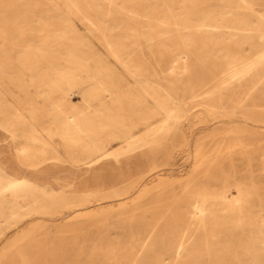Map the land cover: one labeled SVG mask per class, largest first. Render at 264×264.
Returning a JSON list of instances; mask_svg holds the SVG:
<instances>
[{
	"label": "rangeland",
	"instance_id": "374dc122",
	"mask_svg": "<svg viewBox=\"0 0 264 264\" xmlns=\"http://www.w3.org/2000/svg\"><path fill=\"white\" fill-rule=\"evenodd\" d=\"M93 6L0 0V264H264V0Z\"/></svg>",
	"mask_w": 264,
	"mask_h": 264
},
{
	"label": "bare ground",
	"instance_id": "6f19581e",
	"mask_svg": "<svg viewBox=\"0 0 264 264\" xmlns=\"http://www.w3.org/2000/svg\"><path fill=\"white\" fill-rule=\"evenodd\" d=\"M64 1V3L68 6L69 4H74V7H75V9L77 10V12L79 13V14H82V15H84V17H86L85 19L86 20H88L87 18H90L91 16H90V13H89V9H90V7L91 8H93L94 6H93V0H90V2H89V0H86V1H88L89 2V4L86 6V7H84L83 5H85L84 3L83 4H80V0H63ZM112 1V0H111ZM79 2V3H78ZM87 4V3H86ZM64 7V6H63ZM175 7V6H174ZM95 8V7H94ZM93 8V9H94ZM67 10V9H66ZM95 10V9H94ZM142 10V9H141ZM140 10V11H141ZM157 10V9H156ZM160 12V11H159ZM96 13V12H95ZM90 16V17H89ZM96 16V15H95ZM97 17V16H96ZM142 17V16H141ZM156 17V16H155ZM94 20V19H93ZM173 21V20H172ZM201 21L203 22V25H209L208 24V22H207V20H206V16H203L202 15V17H201ZM88 22V21H87ZM96 22H98V21H96ZM174 22V21H173ZM99 23V22H98ZM100 24V23H99ZM210 25H213V26H216V23H214V24H210ZM99 26V25H98ZM155 26V25H154ZM153 26V27H154ZM156 26H157V24H156ZM177 26V25H176ZM156 28V27H155ZM177 28V27H176ZM150 30H152V29H150ZM177 30H178V28H177ZM172 32V31H171ZM155 33V32H154ZM156 34V33H155ZM179 34V33H178ZM177 35V34H176ZM119 36V35H118ZM149 36V35H148ZM152 36V35H151ZM151 36H149V37H151ZM154 36H156V35H154ZM226 36V35H225ZM240 36V35H239ZM174 37H176V36H174ZM193 37V36H192ZM232 37V36H231ZM121 38V37H120ZM233 38V37H232ZM236 38V37H235ZM238 38V37H237ZM234 39V38H233ZM250 39H252V38H250ZM191 40H192V38H191ZM235 40V39H234ZM234 40H232V41H234ZM247 40H249V39H247ZM181 41V40H180ZM193 41V40H192ZM166 42H168V41H166ZM165 42V43H166ZM170 42V41H169ZM181 43V42H180ZM182 44H183V42H182ZM189 44H191V43H189ZM172 45V44H171ZM259 45H261V44H259ZM124 46H126V47H128V46H130L128 43H126ZM177 47H179V46H177ZM122 48V47H121ZM195 48V47H194ZM217 48V47H216ZM263 48H264V46H263ZM167 49V48H166ZM174 50V49H173ZM177 50V49H176ZM175 51V50H174ZM183 51V50H182ZM185 52V51H184ZM201 52V51H200ZM207 53V52H206ZM206 53H205V55H206ZM191 54V53H190ZM189 54V55H190ZM263 54H264V52H263ZM183 55H185V54H183ZM201 55H203V54H201ZM206 56H208V55H206ZM231 56V55H230ZM229 56V57H230ZM185 57H187V56H185ZM184 57V58H185ZM255 57V56H254ZM177 59H179V58H177ZM255 59H257V58H255ZM255 59H250V60H247L245 57L244 58H241L239 61H237V62H235V64H234V69L237 67V68H247V67H249V70L248 71H251V69H253L252 67L254 66V64H256L257 65V60H255ZM228 60V59H227ZM260 60V59H259ZM182 61H184V59H182ZM185 63H187L186 62V60L184 61ZM209 62V61H208ZM223 62V61H222ZM189 64H192L191 62H189ZM189 64H186V65H189ZM193 65V64H192ZM191 65V66H192ZM223 65V64H222ZM261 65H263V63L261 64ZM190 66V65H189ZM224 66V65H223ZM260 66V65H259ZM261 67V66H260ZM187 68V67H186ZM198 68V67H197ZM236 68V69H237ZM244 68H243V70H244ZM53 69V68H52ZM218 69V68H217ZM231 69H232V67L230 66V65H227V66H225V67H223L221 70H222V72H224L223 74H225L227 77H226V79H225V81L224 82H227L228 80L230 81V82H236L237 84H238V86L239 85H241V87L243 86L244 87V89L247 87V85H248V83H247V79H249V78H247V71L246 72H244V73H241V74H243V75H240V72L242 71H239V73H237L236 72V74H233V73H235V72H231ZM233 69V70H234ZM261 69V68H260ZM264 69V68H263ZM191 70V69H190ZM192 70H193V68H192ZM200 70V69H199ZM255 70H257V69H255ZM53 71H54V69H53ZM197 71V70H196ZM238 71V70H237ZM193 72V71H192ZM195 72V71H194ZM197 72H199V71H197ZM197 72H195L196 74H198ZM221 72V73H222ZM253 73H255L254 72V70L252 71ZM258 73V72H257ZM223 74L221 75V76H223ZM240 75V77H239V75ZM261 74V73H260ZM259 74V76L260 77H262L261 75ZM264 74V73H263ZM238 75V77H236ZM250 75H251V73H250ZM255 75V74H254ZM253 75V76H254ZM197 76V75H196ZM212 76L213 75H211V78H212ZM258 76V77H259ZM198 77V76H197ZM201 77V76H200ZM205 77V76H204ZM236 77V78H235ZM241 77H243V79H241ZM38 78V77H37ZM78 78V77H77ZM202 78V77H201ZM210 78V77H209ZM208 78V79H209ZM225 78V77H224ZM252 78H254V77H252ZM39 79V78H38ZM215 79V78H214ZM214 79L212 80V81H214ZM237 79H241V81L240 82H237ZM255 79H257L258 80V82L257 83H259V79L258 78H256L255 77ZM264 79V78H263ZM18 80V79H17ZM206 80H207V78H206ZM217 80V79H216ZM252 80V79H251ZM250 80V81H251ZM254 80V79H253ZM253 80H252V83H253ZM202 81V80H201ZM256 81V80H255ZM261 81V80H260ZM66 82V81H65ZM198 82V81H197ZM219 82V81H218ZM222 82H223V80H222ZM222 82H220L222 85H224ZM230 82H228V83H230ZM262 82H263V84H264V80H262ZM208 83H210V82H208ZM214 83V82H213ZM257 83H255V84H257ZM261 83V82H260ZM192 84H193V82H192ZM205 84H206V82H205ZM211 84V83H210ZM262 84V83H261ZM226 85V84H225ZM250 85V84H249ZM203 87H204V84L202 85ZM206 86H208V84L206 85ZM228 86V85H227ZM235 86V85H234ZM233 85H232V87H234ZM254 86H256V85H253V87ZM211 86H209V88H210ZM214 87V86H213ZM223 87V86H222ZM226 87V86H225ZM230 87V86H229ZM194 88H196V87H194ZM248 89H249V87H247ZM246 88V89H247ZM251 88H252V86H251ZM256 88V87H255ZM60 89H61V87H60ZM64 89V88H63ZM228 89V88H227ZM239 89V88H238ZM242 89V88H241ZM243 89V90H244ZM247 89V90H248ZM206 90V91H205ZM204 91H205V93H207L208 95H209V100L211 99L212 100V98H214V96L216 95L217 96V99L219 100V101H222L226 96L223 94V92H221L220 90L218 91V90H215V89H211V91H209L208 90V92H207V89H205ZM231 90V89H230ZM240 90V89H239ZM238 90V91H239ZM242 90V91H243ZM250 90V89H249ZM252 90H254V89H252ZM256 90V89H255ZM69 91V90H68ZM188 91H190V89L188 90ZM199 91V90H198ZM202 91V90H201ZM225 91H227V90H225ZM235 91V90H234ZM200 92V91H199ZM198 92V93H199ZM243 92H245V90L243 91ZM193 93H197V89H196V91L195 92H193ZM227 93V92H226ZM225 93V94H226ZM236 93V92H235ZM235 93H232L231 92V94H235ZM242 93V92H241ZM248 92L246 91V93H244V94H247ZM261 93V92H260ZM76 95V94H75ZM188 95H190V94H188ZM198 95V94H197ZM196 95V96H197ZM200 95H202V94H200ZM200 95L198 96V97H200ZM236 95V94H235ZM242 95H243V93H242ZM249 95V94H248ZM247 95V96H248ZM230 96V95H229ZM232 96V95H231ZM57 97V96H56ZM195 97V96H194ZM238 97H239V99H240V94L238 95ZM238 97H237V99H238ZM244 97H245V95H244ZM193 98V97H192ZM196 98V97H195ZM230 98H232V97H230ZM233 98H234V96H233ZM251 98V97H250ZM190 99V98H189ZM186 100H187V97H186ZM200 100H201V98H200ZM229 100H231V99H229ZM233 100V99H232ZM236 100V99H235ZM252 100V99H251ZM191 101V100H190ZM190 101H188V103L190 102ZM197 101V100H196ZM213 101V100H212ZM242 101V100H241ZM156 102V101H155ZM192 102V101H191ZM190 102V103H191ZM198 102H201V101H198ZM189 103V104H190ZM196 103V102H195ZM241 103V102H240ZM239 103V101H238V103L237 104H240ZM244 103V102H243ZM8 104V103H7ZM156 104H158V103H156ZM200 104V103H199ZM203 104V103H202ZM213 104V102H211V105ZM221 105H222V103H220ZM245 104H247V103H245ZM244 104V105H245ZM214 105H215V103H214ZM213 105V106H214ZM252 105V104H251ZM159 106V105H158ZM240 106V105H239ZM161 107V106H160ZM159 107V108H160ZM166 107V106H165ZM241 107V106H240ZM243 107V106H242ZM241 107V108H242ZM257 107V106H256ZM209 108V107H208ZM244 108V107H243ZM161 109V108H160ZM164 109H167V110H169V115H170V112H171V110H173V109H169L168 107H166V108H164ZM254 109V108H253ZM174 112H176V111H174ZM257 112V111H256ZM165 113V112H164ZM175 114V113H174ZM176 115V114H175ZM67 117V116H66ZM176 118H178V116L176 117ZM167 119H168V117H167ZM4 120V119H3ZM8 120H10V118L8 119ZM11 121V120H10ZM66 121V120H65ZM18 122H19V120H18ZM67 122V124L68 125H71V121L70 120H67L66 121ZM148 126V125H147ZM78 129V128H77ZM154 129H155V127H154ZM151 130H153V129H151ZM221 146V145H220ZM228 146H230V144L228 145ZM135 147V146H134ZM218 147V146H217ZM132 148V147H131ZM198 148V147H197ZM203 149V148H202ZM202 149H200V150H202ZM219 149V148H218ZM225 149H228V147H226ZM215 150H216V148H215ZM224 150V149H223ZM219 151V150H218ZM224 151H226V150H224ZM217 152V151H216ZM220 152H222V150L220 151ZM203 153H204V151H203ZM196 154V153H195ZM194 154V155H195ZM199 154V153H198ZM197 154V155H198ZM211 154V153H210ZM215 154V153H214ZM221 154V153H220ZM112 155V154H111ZM202 155V154H201ZM109 156V155H108ZM200 156V155H199ZM210 156V155H209ZM221 156H222V154H221ZM106 157V156H105ZM210 158H211V156H210ZM221 158V157H220ZM107 159V158H106ZM98 161L96 162V163H99V162H101L102 160H101V158H99V159H97ZM204 160V159H203ZM210 160V159H209ZM202 163V162H201ZM213 163V162H212ZM161 181V180H160ZM162 182V181H161ZM161 182H159V183H161ZM1 184H2V187H0V190H6V189H8V188H10V190L12 191V194L14 195V196H16L17 198H19V197H26V195H27V192H28V190H29V185H30V181H28V180H26L25 182L24 181H20V180H17V181H10V182H8L7 180H1ZM156 184H158V183H156ZM161 185V184H160ZM236 185V184H235ZM158 186V185H157ZM253 186H254V184H253ZM39 187V186H38ZM37 186H35L34 187V192L35 193H43L42 195L44 196V194H46L42 189H39ZM159 187V186H158ZM238 188V187H237ZM2 193V192H1ZM1 193H0V195H1ZM2 196H4V194L2 195ZM31 196V195H30ZM241 196V195H240ZM48 196H46L45 198H47ZM44 198V197H43ZM250 198V197H249ZM43 200V199H42ZM207 200V199H206ZM226 200V199H225ZM237 201V200H236ZM207 202V201H206ZM230 202V201H229ZM232 202H233V200H232ZM240 202V201H239ZM242 202V201H241ZM19 204V203H18ZM224 204V203H223ZM234 204V203H233ZM194 207H195V205H194ZM236 208V207H235ZM240 209V208H239ZM205 211V210H204ZM223 211H224V209H223ZM239 211V210H238ZM190 213V212H189ZM195 213V212H194ZM250 213V212H249ZM16 214V213H15ZM193 214V213H192ZM239 214H241V213H239L238 212V215ZM194 215V214H193ZM202 218V217H201ZM234 218V217H233ZM198 219V218H197ZM204 219V218H203ZM217 220H218V218H217ZM203 221V220H202ZM139 222V221H138ZM156 223V222H155ZM218 223V222H217ZM223 223V222H222ZM252 222H250V224H251ZM132 224V223H131ZM139 224H141V223H139ZM197 224H198V222H197ZM134 225V224H133ZM142 225V224H141ZM201 225V224H200ZM204 225H205V223H204ZM130 226V225H129ZM139 226V225H138ZM147 226V225H146ZM153 226H154V224H153ZM157 226V225H156ZM186 226V225H185ZM140 227V226H139ZM142 227H143V225H142ZM158 227V226H157ZM198 227H199V225H198ZM205 227V226H204ZM203 227V228H204ZM206 227H208L207 226V223H206ZM216 227V226H215ZM70 228V227H69ZM126 228V227H125ZM130 228V227H129ZM144 228V227H143ZM148 228H150V227H148ZM154 228V227H153ZM199 228H201V227H199ZM136 229V228H135ZM151 229V228H150ZM150 229H149V232H150ZM145 230H146V228H145ZM152 230H155V229H152ZM158 230H159V228H158ZM206 230V229H205ZM129 231V230H128ZM140 231V230H139ZM144 231V230H143ZM199 231V230H198ZM226 231V230H225ZM136 232V231H135ZM146 232V231H145ZM145 232H142V233H145ZM154 232V231H153ZM204 232V231H203ZM155 233H156V231H155ZM263 233H264V231H260V234H262L263 235ZM252 234V233H251ZM250 234V235H251ZM124 235V234H123ZM128 235V234H127ZM126 235V236H127ZM143 235V234H142ZM154 234H152V236H153ZM206 235V234H205ZM219 235V234H218ZM229 235V234H228ZM227 234L225 235V236H228ZM126 236L124 235V238L126 239ZM139 236V235H138ZM146 236V235H145ZM148 236H151V234L149 235L148 234ZM151 236V237H152ZM168 235H166V237H167ZM253 236V235H252ZM130 237V236H129ZM154 237V236H153ZM165 237V238H166ZM183 237V236H182ZM181 237V238H182ZM247 237V236H246ZM146 238H148V237H146ZM145 238V239H146ZM150 238V237H149ZM119 239H121V237L119 238ZM118 239V240H119ZM151 240L149 241V245L153 248V247H155L156 246V242L154 241V240H152V238H150ZM198 239V238H197ZM250 239V238H249ZM255 239V238H254ZM130 240V239H129ZM144 240V239H143ZM215 240V239H214ZM241 240V239H240ZM250 240H252V238L250 239ZM117 241V240H116ZM121 241V240H120ZM131 241V240H130ZM137 241V240H136ZM140 241V240H139ZM254 241V240H253ZM123 242V244L126 242L125 240L124 241H122ZM138 242V241H137ZM167 242V241H166ZM182 242V241H181ZM207 242V241H206ZM130 243V242H129ZM132 243V242H131ZM158 243V242H157ZM98 244V243H97ZM127 244V243H126ZM125 244V245H126ZM135 244V243H134ZM147 244V245H148ZM167 244V243H166ZM235 244V243H234ZM122 245V244H121ZM136 245V244H135ZM141 245V244H140ZM123 246V245H122ZM131 247H132V245H130ZM130 246L127 248V250L130 248ZM166 246V245H165ZM164 246V247H165ZM212 246V245H211ZM243 246V245H242ZM110 247V246H109ZM163 247V248H164ZM213 247V246H212ZM223 247V246H222ZM137 248V247H136ZM158 248V247H157ZM237 248H238V246H237ZM119 249V248H118ZM143 249H147V248H144V246H143ZM159 249V248H158ZM165 249V248H164ZM123 250V249H122ZM167 250V249H166ZM208 251H209V249H207ZM235 250H238V249H235ZM246 250V249H245ZM157 251V250H156ZM164 251V250H163ZM212 251H214V250H212ZM125 252H127V251H125ZM124 252V253H125ZM140 252V251H139ZM151 252V251H150ZM238 252V251H237ZM141 253H142V251H141ZM209 253H210V251H209ZM208 253V254H209ZM228 253V252H227ZM235 253H236V251H235ZM144 254V253H143ZM142 254V255H143ZM222 254H224V252L222 253ZM229 254V253H228ZM228 254H226V255H228ZM238 254V253H237ZM249 254H251V253H249ZM100 255V254H99ZM99 255H98V257H99ZM126 255V254H125ZM209 255H211V254H209ZM213 255V254H212ZM115 256V255H114ZM236 256V255H235ZM251 256V255H250ZM130 257V256H129ZM140 257V256H139ZM229 258H230V256H228ZM141 258V257H140ZM240 258V257H239ZM145 259V258H144ZM233 259V258H232ZM248 259V258H247ZM130 260V259H129ZM142 260V259H141ZM231 260V259H230ZM101 261V260H100ZM114 261V260H113ZM127 261V260H126ZM232 261V260H231ZM146 262V261H145ZM210 262V261H209ZM211 263V262H210ZM114 264H115V262H114ZM127 264V263H126ZM258 264V263H257Z\"/></svg>",
	"mask_w": 264,
	"mask_h": 264
}]
</instances>
